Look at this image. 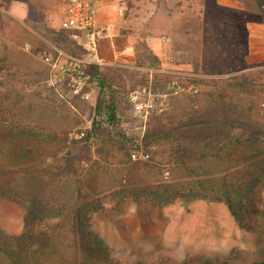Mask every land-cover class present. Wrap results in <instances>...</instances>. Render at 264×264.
<instances>
[{
	"label": "rangeland",
	"instance_id": "rangeland-1",
	"mask_svg": "<svg viewBox=\"0 0 264 264\" xmlns=\"http://www.w3.org/2000/svg\"><path fill=\"white\" fill-rule=\"evenodd\" d=\"M72 1L0 0V130L25 127L46 138L69 135L71 141L92 125L102 101L106 112L99 137L71 148L81 175L93 169L106 188L105 208L94 214L92 227L111 248L134 259L151 254L152 260L209 255L231 264L263 261L264 180L252 192L256 210L243 217L247 228L220 201L160 206L146 198L114 195L128 172L127 161H135L134 150L149 152L148 159H141L160 165L174 148L203 147L206 139L197 129L206 125L243 138L254 130L264 139V52H259L264 44L251 41L249 29L252 21L264 23L261 7L238 9L217 0H120L121 32L135 49L146 39L160 62L108 59L99 49V56L85 55L89 63L83 78L65 74L55 80L63 74L44 54L51 51L57 59L56 48L67 51V38L45 26L59 31ZM107 34H112L108 27ZM133 94L154 99L158 106L141 113ZM114 106L119 120L113 122L109 113ZM120 128L140 146L110 149L105 143L117 139ZM0 162L13 163L5 149H0ZM8 178L23 179L21 174ZM25 211L20 202L0 198V230L21 233Z\"/></svg>",
	"mask_w": 264,
	"mask_h": 264
},
{
	"label": "trees",
	"instance_id": "trees-1",
	"mask_svg": "<svg viewBox=\"0 0 264 264\" xmlns=\"http://www.w3.org/2000/svg\"><path fill=\"white\" fill-rule=\"evenodd\" d=\"M257 2L264 15V0ZM45 27L67 38L64 48L69 53L85 56L91 51L73 36L71 29L56 31L48 25ZM139 42L138 64L144 65L148 60L160 62L146 39ZM2 67L0 64V72ZM105 112V105L99 101L92 125L71 141L69 135L62 138L54 133L46 138L25 127L17 130L12 127L8 132L0 130V149H5L6 156L13 160L10 165L0 162V198L16 200L26 210L21 233L0 230V264H231L209 255L152 260L151 254H144L134 259L111 248L93 229L92 218L105 208L103 192L107 191L94 178L93 169L81 175L75 166L78 157L71 144L89 143L99 137ZM117 114L114 106L109 120H119ZM214 128L206 125L202 130L197 129L206 139L203 147L174 148L168 160L160 165L142 159L128 160V172L120 190L114 192L115 197L146 198L160 206L178 200L220 201L229 207L238 224L247 228L243 217L256 210L252 192L264 180V139L254 130L243 138L227 133L223 127ZM109 142L105 144L110 149L119 151H127L128 146L138 143L122 128L119 137ZM59 160L64 163L55 164ZM19 174L21 181L8 178ZM253 264H264V260Z\"/></svg>",
	"mask_w": 264,
	"mask_h": 264
},
{
	"label": "built area",
	"instance_id": "built-area-1",
	"mask_svg": "<svg viewBox=\"0 0 264 264\" xmlns=\"http://www.w3.org/2000/svg\"><path fill=\"white\" fill-rule=\"evenodd\" d=\"M62 28L71 29L73 36L81 44L90 48L91 51L88 54L95 53L99 56L100 41L107 32V26L98 22L97 7L92 0H73L65 12ZM56 52L58 54L57 59H54L51 51L44 54L45 59L52 63L55 68L58 67L63 74L62 77L56 76L55 80L62 79L65 74H77L79 78H83L86 75V66L89 63L87 57L74 55L60 48H56ZM59 58H64L66 63H60ZM98 61H100L99 57ZM76 90L79 92L80 87ZM131 100L134 108L141 113L153 110L158 106L154 99L149 97L142 98L140 94H133ZM132 157L134 159H148L150 153L137 149L132 152Z\"/></svg>",
	"mask_w": 264,
	"mask_h": 264
},
{
	"label": "crops",
	"instance_id": "crops-1",
	"mask_svg": "<svg viewBox=\"0 0 264 264\" xmlns=\"http://www.w3.org/2000/svg\"><path fill=\"white\" fill-rule=\"evenodd\" d=\"M93 1V0H92ZM97 2V4L95 3ZM97 20L111 29L100 41L101 54L119 60L136 59V49L130 45L127 36L121 32L120 24L125 23L120 0H95ZM218 4L238 9L258 10L257 0H217ZM261 10V9H260ZM251 41L258 38L264 44V23L252 21L249 24ZM120 43V46L118 45ZM259 52H264L263 48ZM108 58V59H109ZM121 229V228H120ZM125 236V235H123Z\"/></svg>",
	"mask_w": 264,
	"mask_h": 264
}]
</instances>
